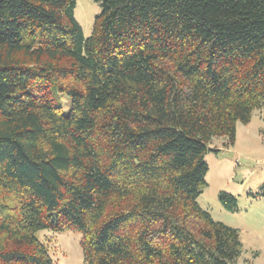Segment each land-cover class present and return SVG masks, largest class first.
Here are the masks:
<instances>
[{
  "label": "trees",
  "instance_id": "obj_1",
  "mask_svg": "<svg viewBox=\"0 0 264 264\" xmlns=\"http://www.w3.org/2000/svg\"><path fill=\"white\" fill-rule=\"evenodd\" d=\"M98 2L85 38L77 0H0V264H55L42 231L83 264H237L198 198L264 108V0Z\"/></svg>",
  "mask_w": 264,
  "mask_h": 264
},
{
  "label": "rangeland",
  "instance_id": "obj_2",
  "mask_svg": "<svg viewBox=\"0 0 264 264\" xmlns=\"http://www.w3.org/2000/svg\"><path fill=\"white\" fill-rule=\"evenodd\" d=\"M101 13L98 0H77L75 16L83 28L85 38L93 33L95 18ZM63 113L71 110V99L65 94H54ZM227 139L214 138L205 161L209 166L207 185L198 198L200 207L213 220L239 231L242 254L237 264H264V108L254 111L248 125L237 126L236 143L226 147ZM228 193L238 201L235 211L220 202V194ZM39 238L48 247L55 264H83L79 232L42 231Z\"/></svg>",
  "mask_w": 264,
  "mask_h": 264
}]
</instances>
